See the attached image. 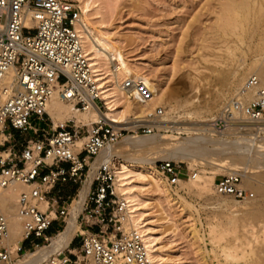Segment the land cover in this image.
Listing matches in <instances>:
<instances>
[{"label":"built area","instance_id":"2783aa9c","mask_svg":"<svg viewBox=\"0 0 264 264\" xmlns=\"http://www.w3.org/2000/svg\"><path fill=\"white\" fill-rule=\"evenodd\" d=\"M79 9L72 0H0V189L16 185L15 216L20 239L9 244V220L0 211V264H14L26 251L49 244L66 224L79 190L87 187L78 222V247L69 244L50 256L47 264H153L141 234L126 227L127 201L116 192L111 153L95 162L100 152L126 136L172 132L157 106L121 122L102 117L90 124L72 118L54 122L47 110L52 95L71 111L90 107L101 111L104 102L76 26ZM264 57V55H263ZM122 89L139 103L153 92L142 81L126 78ZM36 117V120L33 118ZM215 133L230 127L237 132L253 126L251 136L263 135L264 82L248 74L213 117ZM183 162L159 159L154 166L169 185L196 173ZM73 190V196L67 191ZM214 191L236 201H249L254 191L241 185V171L219 174ZM43 204L45 207H42ZM58 221L61 227L47 234ZM28 241L30 247L23 243Z\"/></svg>","mask_w":264,"mask_h":264},{"label":"rangeland","instance_id":"374dc122","mask_svg":"<svg viewBox=\"0 0 264 264\" xmlns=\"http://www.w3.org/2000/svg\"><path fill=\"white\" fill-rule=\"evenodd\" d=\"M72 1L78 7L79 2ZM85 2L89 26L101 39L118 47L129 70L143 78L153 92L151 100L146 102L153 106L148 110L163 107L173 115L172 121L178 122L171 124L172 127H194L195 121L212 120L239 86L236 80L248 75L247 68L255 59L251 49L256 39L252 38L253 34L264 33V0ZM245 17L247 23H244ZM240 22L245 24L243 28ZM214 101L218 105L211 111L207 106ZM130 102L136 101L130 99ZM133 115L130 113L127 118ZM33 118L36 120L35 116ZM190 122L192 124H187ZM204 126L208 128L210 123ZM164 135L172 139L187 137L186 134ZM258 140L264 145V133ZM262 157L259 158L261 163L264 150ZM185 165L196 175H202L200 164L183 162L182 166ZM207 168L210 167L204 168L205 173L210 170ZM257 171L255 168L247 170L256 179L255 185L262 184L255 177ZM155 173L166 182L172 204L146 179L141 180L137 171L130 175L129 185L139 192L141 202L144 201L143 219L153 230L162 264H264V199L257 192L254 191V199L247 203L234 206L232 199L222 197L224 202L217 205L210 199V192L214 191L218 173L213 178V186L201 191L188 184L186 176L182 184L174 186ZM67 194L73 196V190ZM74 206L75 201L70 216ZM60 227L61 223L56 221L46 233L51 234ZM77 241L75 238V243ZM49 244L29 251H38ZM23 245L30 247L28 241Z\"/></svg>","mask_w":264,"mask_h":264},{"label":"bare ground","instance_id":"6f19581e","mask_svg":"<svg viewBox=\"0 0 264 264\" xmlns=\"http://www.w3.org/2000/svg\"><path fill=\"white\" fill-rule=\"evenodd\" d=\"M77 1L79 2V24L76 26V29L80 37L84 54L91 65L92 74L98 85V93L104 102V108L102 109L103 111L90 107L85 111L73 112L67 103L59 100L56 95H52L47 103L48 112L55 123L63 119L72 118L76 122L85 121V124H90L99 117L117 123L125 120L130 113L134 115L139 113V115H142L153 106H150L148 103L130 102L132 98L129 92L122 89L120 84L121 81L126 78L133 79L134 81H144L143 78L132 70H129L127 61L119 49H117L118 47L116 48L107 39H101L97 32L89 26L88 13H86L87 10H85L86 2L85 0ZM237 15V17H239L240 14ZM243 20L244 23H247L246 17ZM244 23L242 24L240 22L242 28L245 25ZM252 38H256L253 40L251 47L252 52L255 54V59L247 68L248 74L256 73L264 82V57L262 56L259 59L260 55H264V33H254ZM243 80L244 77L237 79L235 83L240 85ZM120 103H122V106H120ZM217 105V101H214L209 104L207 108L212 111ZM192 114L193 113H189V115ZM172 118L173 115L165 110L163 121H165L167 123L166 125L171 127L172 130V132L168 134L176 136H182V134L185 136L186 134L187 137L183 139H172V136L164 135L166 133L147 136H126L110 148L102 150L95 162L92 163L93 169L101 156L106 153L112 154L116 174L114 180L115 189L128 203L129 216L126 227L134 228L139 231L153 264H162L161 261L163 259L159 257L153 230L147 227V223L143 219L146 214L144 213V201L143 203L141 202L139 192L134 191L129 185V178L130 175L133 174V171H137L140 178H142L141 180L146 179L148 183H151L156 189L160 190L163 197L167 198V200L169 199V203L172 204L169 190L166 188V182L156 175L155 171L158 174L160 173L155 166V171L153 169V163L159 159L183 161L190 165L200 164L202 175H196L194 178L190 176L187 181L188 184L200 191L207 190L208 187L213 186V178L216 173H230L238 169H243L244 172H241V185L257 192L258 195L264 199V162L261 163L262 160L259 162V158L263 156L264 145L261 144L258 137L254 135L251 136L252 127L250 126H253L252 124L246 125L248 126L247 131L237 132L234 127H230L222 133H215L212 127V121H208V123H210V127L208 128L204 126V124H208L207 121L199 120V122L195 121L198 126L172 127L171 124H178L177 121H172ZM187 124H192V122ZM261 129L264 133V124ZM232 137L236 139L230 141ZM152 154H156L157 157L151 158L150 156ZM218 157L220 159H217ZM207 166L210 167V170L207 168L209 171L205 173L206 169L204 168ZM250 168L259 170L256 175H254L262 181V184L259 182L257 185L254 184L256 183L254 182L256 179L253 178L254 176L252 174L247 173V170L249 171ZM206 174H208L209 177H206ZM182 181L183 179L179 181V184ZM24 189H26V187L19 184L11 188L0 189V211H2L9 220L10 228L7 242L12 245L17 243L21 235L20 224L15 216V204L18 192ZM86 191L87 187L85 186L79 190V198H75L72 201V203L75 201V206L72 209L71 216L69 213L66 217L67 219H65L66 226H64L58 234L51 236L49 246L42 247L38 251H26L20 257L22 259L19 258L14 264H47L50 256L61 251L69 244L76 231L82 230L77 217L81 210ZM210 194V199L217 205H222L221 203L224 202L222 197L230 198L228 196H220L216 194L215 191H211ZM232 200L234 206L239 203L249 202ZM42 207H45V205L43 204ZM255 212L256 211H253V213ZM262 230L264 232V229ZM263 234H261V237Z\"/></svg>","mask_w":264,"mask_h":264},{"label":"crops","instance_id":"0c3cea01","mask_svg":"<svg viewBox=\"0 0 264 264\" xmlns=\"http://www.w3.org/2000/svg\"><path fill=\"white\" fill-rule=\"evenodd\" d=\"M54 233V232H53ZM52 234V233H51ZM78 242L79 241H77L76 243H75V239H71V241H70V244H69V246H68V249H70V250H72V249H76L77 247H78ZM76 244V245H75ZM71 246H73L72 248H71Z\"/></svg>","mask_w":264,"mask_h":264}]
</instances>
